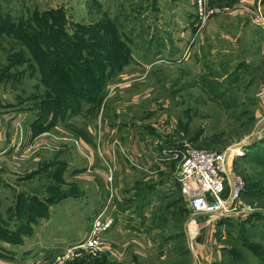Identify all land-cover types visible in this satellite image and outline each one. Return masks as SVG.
I'll list each match as a JSON object with an SVG mask.
<instances>
[{"label":"rangeland","instance_id":"1","mask_svg":"<svg viewBox=\"0 0 264 264\" xmlns=\"http://www.w3.org/2000/svg\"><path fill=\"white\" fill-rule=\"evenodd\" d=\"M57 4L59 8H54ZM51 9L61 10L70 35L77 30L73 32L74 25L81 24L103 40L94 51L100 54L97 62L112 64L104 53L125 54L122 41L133 58L114 77L104 71L101 81L106 83L100 91L90 87L79 101L60 103L57 108L44 103L56 91L67 95L69 89L62 76L46 75L43 67L55 59L58 69L76 70L75 62L85 61L90 51L77 50L76 46L88 42L74 40L61 43L62 52L57 55L47 52L53 37L38 29L45 22L44 12ZM257 15L264 19V0H203L201 6L200 0H0L1 95L22 109H38L43 118L48 112L57 113V122L76 117L71 120L77 126L100 132V145L110 140L108 145L123 151L113 132L121 99H116L118 89L111 87L137 80L136 90L121 93L140 98L137 106H128L129 113L137 114L140 122L148 117L151 122L164 120L154 123L162 126V136L171 134L166 136L173 138L167 145L179 143L180 130L182 137L195 140L190 144L197 149L227 151L231 169L244 184L242 200L253 208L251 217L224 227L198 217L199 230L191 236L187 203L173 174L136 167L129 174L123 170V184L114 185L120 198L116 224L104 236L113 246L96 256L71 257L64 264H264V258L245 247L254 244L264 254V163L248 159L246 152L248 146L264 144V31L254 20ZM54 21L62 20L54 17ZM93 75H100L99 70ZM55 136L62 138L56 148L37 149L47 153L44 161L56 159L53 152L66 135L52 129L39 136L49 143ZM73 136V146L79 147ZM71 152L75 153L72 161L86 160L76 148ZM124 152L131 159L130 152ZM51 173V168H44L36 200L27 198V189H0V264H32L34 260L53 264L63 246L87 235L88 225L77 210L72 220L78 226L54 233L49 222L58 214V206ZM156 178L159 184L152 181ZM41 220L44 226L35 231ZM23 240L26 244L18 246ZM28 244L42 248H24Z\"/></svg>","mask_w":264,"mask_h":264},{"label":"crops","instance_id":"2","mask_svg":"<svg viewBox=\"0 0 264 264\" xmlns=\"http://www.w3.org/2000/svg\"><path fill=\"white\" fill-rule=\"evenodd\" d=\"M80 3H86V0H80ZM57 5L54 8H59V4ZM138 84L139 81L137 82V80L132 82L124 81L112 84L111 87V89L113 86L114 89H118L115 92L116 99H121L119 103L121 107L118 109V112L116 109V113H119V115L118 118H115L114 137H117L116 140L119 141L117 142L121 143L127 152H130L128 154L131 159L126 155L125 150L120 151L117 147L108 145L110 140L105 139L100 145V132H91L92 130L90 131L89 127V129H85L84 127L77 126L71 120V118L74 119L76 117H67L66 121H56L52 126H49L51 121H53L52 112L48 113L45 121L41 120L38 109H22L20 105L9 100L8 96L0 94V189H17V192L21 191V189L23 191L27 189L24 193L31 194L27 198H37L38 194H40L37 191L40 188L42 189L44 168H51L52 180L54 182V197L58 206V214L53 218L50 217L51 220L49 222L54 225V233L60 232L63 234L75 229L78 224L73 222L72 217H76L77 211L89 229L91 221L96 214L105 210L104 216L110 215L114 218L113 229L116 224L115 206L120 202L114 185L123 184L122 181L125 178L123 170L129 174L136 167L146 172L150 169L157 172L155 158L160 155L161 150L167 146V143H171L173 139L169 138L171 134L162 136L160 132V127L162 126L154 123L158 120L161 121L160 119L151 122L150 120L147 121L148 117L146 120H141L140 122L137 114H132L133 112L129 113L131 110L127 109L128 106H137L140 98L133 94L122 96L121 93L122 91L125 92L127 88H134L136 90ZM108 95H110V92ZM261 102L264 104V98ZM161 122L163 123L164 120ZM48 129H54L59 134L66 135L60 144V149L53 152L56 159L51 162L44 161L45 156H47L46 152H42V150L38 152L25 146ZM175 130L172 131L173 134H175ZM113 132L111 133L113 134ZM71 135H74L73 137L78 139L79 147L73 146ZM166 136L169 137L166 138ZM139 143L141 144L140 146ZM153 145L156 146V151L153 149ZM71 148H76L86 160L72 161L71 157L75 153L71 152ZM112 155H115V157L113 158ZM122 157H124L123 160L125 162V157L128 159L127 164L123 162ZM140 160L142 163L138 164ZM46 164L49 166L46 167ZM177 165L172 161L166 164L163 170L159 172L167 171L170 173L169 175L173 174L175 180V172L178 169ZM159 174L163 176L162 173ZM109 176H111V180H108ZM142 176L145 179H149V176L146 174L142 173ZM137 181H132L131 184H135ZM152 181L157 184L160 183V180L158 181L157 178ZM74 205L76 207L72 210L71 208ZM75 210L77 211L73 212ZM42 226L44 225L41 220L34 226L36 228L34 230L40 231ZM112 229L107 234L109 233L110 235ZM24 244H26L25 240H23V244L18 246L21 247ZM39 244H42V242H39ZM53 245L55 244L48 246L51 247ZM34 246L37 245L32 244L31 246V244H28L24 248H35ZM67 246H63L62 249ZM37 247L42 248L40 246ZM37 262L34 260L33 263H40L39 261Z\"/></svg>","mask_w":264,"mask_h":264},{"label":"built area","instance_id":"3","mask_svg":"<svg viewBox=\"0 0 264 264\" xmlns=\"http://www.w3.org/2000/svg\"><path fill=\"white\" fill-rule=\"evenodd\" d=\"M202 2L203 0H200V6ZM254 20L264 31L262 16L257 15ZM55 139L49 143L37 137L25 146L31 150L56 148L62 138L55 136ZM190 145L186 140L176 145H167L155 158L157 171L163 170V167L172 161L178 162L175 181L181 197L187 203L190 225L198 231V217H206L208 224L217 223L221 218L238 220L250 215L253 208L241 198L244 184L231 169L227 151L197 149ZM111 179L109 176L108 180ZM104 214L105 210L96 214L87 235L78 243L63 248L53 264H64L71 257L79 258L84 254L96 256L110 250L113 245L104 236L112 228L114 218ZM189 232L191 234V229Z\"/></svg>","mask_w":264,"mask_h":264},{"label":"trees","instance_id":"4","mask_svg":"<svg viewBox=\"0 0 264 264\" xmlns=\"http://www.w3.org/2000/svg\"><path fill=\"white\" fill-rule=\"evenodd\" d=\"M44 15H45V22L44 23L41 22L39 24L38 30L42 31V33L43 32L50 33L52 35L53 38H50L51 44L49 46H46L47 48L46 50L47 52H50L51 56L57 55L59 52H62L61 47H60L61 43H66V42L74 41V40H76L77 42H88L87 44L82 43L81 45L76 46L77 50L85 48L88 51H90L88 54V58L85 61L81 63L75 62L76 70H73L71 68H66L64 72V69H58L55 59L50 60L49 63L51 64V66H48L47 64H45L46 68L43 67V72L46 75L58 73L60 76H62V80L65 83V86L69 89V92L67 95L64 92L58 93L59 90L56 91L54 96H52L50 100L44 103L46 105L47 104L53 105L55 108H57L60 106V103H65V102L75 103L76 101H79L82 98V96L84 95L83 91H86V89H89L90 87H96L97 90L100 91L102 87L104 86V84L106 83V81H101L105 76L104 71L108 72L107 74L108 76L114 77L122 70L123 66L126 63H128L131 59H133L132 54L131 53L128 54L129 49L127 45L124 43V41H122V47L124 49L125 54H122L121 56H116V55H109L107 53H104L102 55L110 57L111 58L110 63L112 64L109 65V64H105L104 62H97V57L100 54L95 53L94 51H96V49H99L102 46L103 44L102 39H100L99 37H96L97 35H93L90 32L86 31L84 27H81V26H86V25H81V24H75L74 25L75 28L73 32L75 31V29L77 30L72 35H70L68 33L69 30L67 26H65L66 19H64L61 16L62 15L61 10H58V9L47 10V12H44ZM54 17H60L62 21L56 22L54 21ZM88 27H91V26H88ZM50 47H52L51 50H48ZM97 70H99L100 75L94 76L93 74ZM83 75H86V77ZM56 114L57 113H53V121H51L49 126H52V124L57 121ZM40 116H41L40 117L41 120L45 121L46 117L43 118L41 114ZM178 133H179V135H177L178 142H181L185 139L189 143L191 142L194 143L195 140L191 138H187V137L186 138L182 137L184 135L180 132V130H178ZM262 142L264 143V139ZM194 146L196 145L194 144ZM263 147H264V144L261 145V147L259 148L254 147V145L248 146L246 148L247 149L246 152L249 153L247 155V158L248 159L254 158L259 163H264V148ZM243 190L241 192V198H242ZM33 199L36 200V198H33ZM252 215L253 213H251L247 217H251ZM233 220H236V219L221 218L220 220H218L216 225H221L220 227H224V225L227 222H231ZM18 242L21 243V240H18ZM245 247L248 250H250L256 257L264 258V254L259 251L258 246L251 244V243H247ZM233 252L234 251H232L231 254H233Z\"/></svg>","mask_w":264,"mask_h":264},{"label":"bare ground","instance_id":"5","mask_svg":"<svg viewBox=\"0 0 264 264\" xmlns=\"http://www.w3.org/2000/svg\"><path fill=\"white\" fill-rule=\"evenodd\" d=\"M233 150H234V149H233ZM190 229H191V236L195 235V233H196V228H195L194 226H191Z\"/></svg>","mask_w":264,"mask_h":264}]
</instances>
